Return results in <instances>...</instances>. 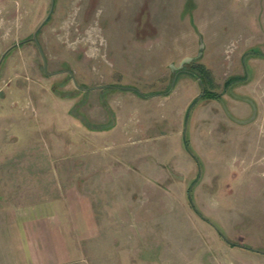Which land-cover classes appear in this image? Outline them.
Here are the masks:
<instances>
[{"label": "rangeland", "instance_id": "obj_1", "mask_svg": "<svg viewBox=\"0 0 264 264\" xmlns=\"http://www.w3.org/2000/svg\"><path fill=\"white\" fill-rule=\"evenodd\" d=\"M0 264H264V0H0Z\"/></svg>", "mask_w": 264, "mask_h": 264}, {"label": "trees", "instance_id": "obj_2", "mask_svg": "<svg viewBox=\"0 0 264 264\" xmlns=\"http://www.w3.org/2000/svg\"><path fill=\"white\" fill-rule=\"evenodd\" d=\"M195 71V70H194ZM209 80V82H210V84H209V86H214L213 85V83H212V80H211V78H208ZM230 82V81H229ZM205 90V89H204ZM204 95H206L207 97H217L218 96V94H216L215 92H213V91H205V94Z\"/></svg>", "mask_w": 264, "mask_h": 264}, {"label": "water", "instance_id": "obj_3", "mask_svg": "<svg viewBox=\"0 0 264 264\" xmlns=\"http://www.w3.org/2000/svg\"><path fill=\"white\" fill-rule=\"evenodd\" d=\"M192 59H196V57H194V58H192V57H185V58L183 59V61L181 62L180 67H181L184 63L189 62V61H191Z\"/></svg>", "mask_w": 264, "mask_h": 264}, {"label": "flooded vegetation", "instance_id": "obj_4", "mask_svg": "<svg viewBox=\"0 0 264 264\" xmlns=\"http://www.w3.org/2000/svg\"><path fill=\"white\" fill-rule=\"evenodd\" d=\"M187 68H189V67H188V66H186V67L184 66V68H183V69H180V70H189V69H187ZM189 71L191 72V69H190ZM189 71H188V72H189ZM112 87H113V86H112ZM203 94H205V92H203L202 95H203ZM216 94H218V93H216ZM218 96H219V94H218ZM218 96H217V97H218ZM212 98H213V97H212Z\"/></svg>", "mask_w": 264, "mask_h": 264}]
</instances>
